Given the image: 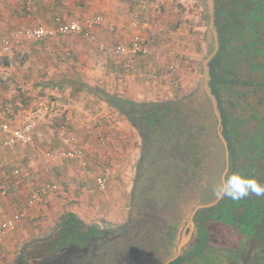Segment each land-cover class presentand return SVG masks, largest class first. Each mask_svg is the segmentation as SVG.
Segmentation results:
<instances>
[{
    "label": "crops",
    "instance_id": "1",
    "mask_svg": "<svg viewBox=\"0 0 264 264\" xmlns=\"http://www.w3.org/2000/svg\"><path fill=\"white\" fill-rule=\"evenodd\" d=\"M180 2L181 8L192 11L193 5L187 7V1ZM153 5L150 0H0V46L16 31L54 27L57 17L72 21L92 16L104 21V26L94 31L95 40L73 35L23 42L0 58V119L15 129L33 125L36 142L34 148L19 145L13 151L0 150V183L9 190V197L0 206V225L17 213H25L18 227L0 241V264H16L27 244L48 239L75 220L102 229L122 226L124 197L119 198L115 215L109 217L110 205L115 204L111 190L95 195L91 191L106 166L119 165L122 156L115 152L117 146L123 153L130 140L127 138L131 133L124 130L121 118L130 121L117 111L116 100L154 101L152 97L155 99L159 91L147 82L153 72L157 76L160 71L148 67L150 54L114 61L99 52V45L111 42L130 47L137 34L144 37L147 45L154 39L158 45L167 41L160 38L166 36L160 32L164 29L172 36L173 26L164 25L166 16L161 11L165 7L174 13L177 7L169 1L162 9ZM196 14L191 12L183 24L189 26V21L196 30ZM154 65L158 67V63ZM80 96L87 99H78ZM98 136H103L106 143L102 144ZM6 139L0 133V142ZM138 146L141 147L137 144V149ZM75 147L86 149L88 171H83L77 161H51L47 157ZM31 162L37 163L31 170L15 174ZM118 178L112 176V188ZM46 184H55L57 189L30 206L32 194Z\"/></svg>",
    "mask_w": 264,
    "mask_h": 264
},
{
    "label": "trees",
    "instance_id": "2",
    "mask_svg": "<svg viewBox=\"0 0 264 264\" xmlns=\"http://www.w3.org/2000/svg\"><path fill=\"white\" fill-rule=\"evenodd\" d=\"M214 2V28L219 49L208 64V88L217 103L222 120L221 134L230 153L229 171L240 172L264 185V0ZM200 14L204 15V12L200 11ZM115 103L119 105L117 111L129 119L147 149L151 150L153 144L150 131L161 132L165 136L171 131L172 136L168 137L171 148L178 145L179 151L186 152L193 151L191 147L201 146L206 147L201 151L212 152L217 165L208 169L209 174H202L208 181L205 186L207 190L201 191L204 196L210 194V197L199 202L216 199L212 189L222 178L226 156L225 147L219 140L217 116L208 96L203 98L192 92L177 101L166 103H135L129 100H116ZM185 104L189 105L186 115L182 109ZM194 117L196 120L198 117L204 118L201 126L197 123L195 125ZM160 125H165L166 129L161 130ZM197 137L203 138L202 143L196 141ZM158 145L164 147L161 143ZM167 148L165 146L163 151H169ZM146 154L149 152H143L142 157L145 158ZM147 159L150 160V157L147 156ZM140 169L139 166L138 182L132 194L134 209L131 210V220L126 226L128 232L124 244L119 240L122 236L120 227H88L75 220L50 238L27 244L16 264H156L167 259L174 252L169 244L156 245V241H146L139 250L138 236L132 231V225L150 227L157 223L153 217L156 215L157 200L147 195L148 200L143 202L140 197V194L153 191L156 182L151 179L150 187L146 191V187L140 185L145 178ZM185 172L188 175L192 173H182ZM193 174L195 178L196 172ZM164 178H168L167 175ZM169 178L172 175L169 174ZM176 189L179 188H173ZM175 203L183 204V201L176 200ZM182 215V212H177L169 220L164 214L163 223L159 225L160 230L165 231L171 225H176L177 219ZM195 222L199 234L197 250H184L180 258L171 264L191 263L193 258L205 255L208 251L231 254L227 259L229 264L233 259L235 264H264V197L249 196L240 201L225 198L215 207L201 211ZM224 234L230 235L234 241L229 239L225 242ZM238 244L245 247L243 259L233 257L234 247Z\"/></svg>",
    "mask_w": 264,
    "mask_h": 264
},
{
    "label": "rangeland",
    "instance_id": "3",
    "mask_svg": "<svg viewBox=\"0 0 264 264\" xmlns=\"http://www.w3.org/2000/svg\"><path fill=\"white\" fill-rule=\"evenodd\" d=\"M150 1L153 2L154 4L153 6L155 7L159 5L160 9H162L163 5L167 4V2L169 1V4L177 7V12L169 13L165 10V7L163 11L164 13L161 11V13L165 14L166 16V20H165L166 23L164 24L163 22V24L164 25H166L167 23L168 25L172 24L173 27H170V32H172L173 34L172 36H170L171 34L167 30L162 29L160 33L166 36L164 38L160 36V38L167 39L168 42L166 40L165 41L163 40L162 42L160 41L158 45V43H156L155 42L156 40L154 39L152 40L150 45H148L149 52H150L149 56H151L148 58V62H149L148 67L152 68L154 66V69H156L157 71L159 70L160 74L157 76L155 72H153L152 75L149 74L150 76H149V80L147 84L149 83L150 85H155L154 87L155 88L157 87L159 91L155 99L154 97H152L154 100L152 102L166 103L170 101H177L178 98L180 99L192 93L198 87L201 81V78L203 75L204 63L208 55V47H207L208 16H207L205 9L203 8V6L198 0H185L187 1L185 2L187 7H191L193 5V8L191 9L192 11H188L184 7L181 8L180 6H182L181 4L183 3V2H180L181 0L180 1L179 0H150ZM195 5L200 6V8H197V6ZM194 8L198 9V11H193V10H196ZM200 11H203L205 16L200 14ZM191 12H193V14H195L196 16H197L196 12H198L199 27L197 25L196 30L195 28L192 29L190 27V22L188 20L187 21H188L189 26L187 24L186 25L183 24V22L186 21L185 17L188 16ZM159 15L161 16V14ZM88 18H93V17L91 16ZM83 19H86V17L78 18L77 20H72V21H81ZM72 21H68V22H72ZM54 27L48 26L47 28L53 29ZM32 28H35V27H32ZM114 32H115L114 29L110 31L111 34H113ZM108 43L110 44L111 42H106L103 44H108ZM16 45L19 46L20 44H16ZM121 45L125 46V44H120V43H117L116 46H121ZM99 52L103 56L108 57L107 55H104L103 51L100 50V45H99ZM166 56L167 58H165ZM156 57H158L160 60H163V61L160 62ZM122 59H113V60L119 61ZM157 63H158V67L154 65ZM169 67H172V68L168 69ZM84 98L87 99V97H84ZM84 98L80 96V98L78 99L85 100ZM145 103H148V102H145ZM182 109L184 110V112L186 110L188 111L189 105L188 104L183 105ZM201 109L205 111L204 107H202ZM96 112L98 113L99 111H96ZM104 114H101V115H104ZM186 114L187 112H185V115ZM119 115L121 114L119 113ZM119 115L117 116L121 118V116ZM193 116L196 117V115H193ZM195 117L193 118V122L195 123V125L197 123L201 126L202 121H204V118H203L204 116L202 117L203 120L200 117H198V120H196ZM104 120H105V117H104ZM119 120L120 119H118L117 121ZM121 120L125 124L124 130L128 131V133H131V136H128L127 138L130 140L125 146V149L127 150L122 151L123 153H121V151L119 150L120 146H117V143L115 144L118 150V151L116 150L115 152H119V155L122 157H119L120 158L118 159L119 165L117 167H116V163H114L115 164L113 165L114 167L110 166V168L112 170V176L114 175V178L118 176L119 178L116 180L113 188L111 187L112 181L110 179L107 189L100 191L95 186V187H92L91 194L93 193L95 195L96 193L98 194L99 192L100 193L104 192V194H106L111 190L110 195L112 194L113 199L115 198L114 200L115 204L110 205L111 206L110 212L107 213L109 217L115 215L116 208H117V202H119L120 197H124V199L126 200V206L124 207V210H125L124 217L125 218L123 220L122 226L126 223H129V218L131 216L130 213L133 207L132 194H133V191H135L136 189L135 186L138 182L137 175L139 173L138 170L140 166L141 167L140 170L144 172L143 176L145 177L144 180L142 179V182L140 183V185L144 188L146 187L147 189L145 188V190L148 191V188L150 187V184H151L150 180L152 179L153 181L156 182V186L154 187L155 189L152 188L153 191L149 190L150 193L145 192L143 194H140V197L142 198L143 202H146L148 200L147 199L148 196H152L153 198L157 200L156 205H155L156 215H153V217L155 219L157 218L160 219V217H162L165 214L166 218L168 217V219L170 220L171 218L174 217V215L177 212L178 213L182 212L183 215L182 217H180V219H177L176 225L174 227L173 225H171V227H173L172 230L168 231L170 234L169 235L170 238L168 237L167 239H169L170 242L164 239V234L162 230H160L161 226H159L160 223H163V222H158L159 221L158 219H157L158 221H156L157 223L153 224L150 227L147 225L145 226L144 225L142 226L132 225V231L134 232V234L138 236L137 238L139 241L143 240L142 238H144V239H147L148 241H153V242L156 241L155 244L160 245L161 242L165 240L168 242L167 244H169V247H171L174 250V252H176L178 245L182 241L183 234L185 232H189V227H188L189 220L187 217H189V214L191 215V212L200 204L199 202L200 200H204L205 198L210 197V194H207L204 196V193H203L205 190H207L205 186L208 181V180L206 181V178H204V175L209 174L208 169H212L211 167L217 165V162H214L215 156L212 152L210 153V151H201L203 149H206V147H201V146L200 148L191 147L193 151H186V152L179 151L178 145L175 148H171L168 143V137L172 136L171 131L166 133L167 136L162 135L161 132L152 133L150 131L151 135L153 136V138L150 137L153 144L151 143L152 144L151 150L147 149L142 137H140L137 130L134 127H132V125H130L131 123L128 122V120L124 117L121 118ZM164 126L165 125H160L159 128L161 130H164V128L166 127ZM116 127H118V125ZM119 136H118V139H119ZM97 139L99 140V137ZM219 140H220V137H219ZM196 141H198V143H202L203 138L200 139L199 137H197ZM158 143L163 144L164 147L161 148L160 145H158ZM137 144L141 146V147L138 146L139 147L138 149L136 147ZM207 145L209 146V144ZM127 146L129 149L127 148ZM165 146H168L169 149L168 148L167 149L169 151H163ZM147 151L149 152V154H146V155L150 157V160L147 159L146 155L144 156L145 158L142 157V153L147 152ZM86 154L88 155L87 151H86ZM178 164L179 166H177ZM90 167L92 166L90 165ZM225 168H226V164H225ZM81 169L83 171H86L85 168L82 166H81ZM122 169H124V172L122 171ZM205 170H206V173H205ZM183 171H190L192 173L188 175L186 172L182 173ZM203 171L204 173H200ZM195 172L197 175L195 174L196 177L194 178L193 173ZM172 173L175 174L174 178H173ZM123 174H125V178H123ZM169 174L172 175L173 179L169 178ZM86 175L85 177H87ZM166 175L169 179L164 178ZM178 176H180L179 179H178ZM162 179L164 180V182H162ZM172 184H174V187H177L180 190L179 189L173 190L174 187ZM90 190L91 189H89L88 191ZM173 191H175L177 194L173 193ZM120 193H122L123 196L122 195L119 196ZM181 195L183 196L182 197L183 199L181 198ZM7 197L0 200V206L2 205L3 201ZM178 198H181V199H178ZM176 200L177 201L182 200L183 204L176 205L175 203ZM178 207L180 211H178ZM144 211L147 212L146 210ZM120 218L121 217H119V219L117 218L118 219L117 222L120 221ZM224 236L225 238L223 239L225 242L227 240L229 241V239H232L234 241V239L230 237V235L224 234ZM198 243H199V234H198V230L196 226L195 230L193 231V236L191 238V241L189 245L186 247V249L184 250L188 252H194L197 250L196 248H197ZM234 248H235V253L233 257H236L237 259L238 257H241L243 259L244 257L243 252L245 250V247H243V244L241 245L238 244V246H235ZM237 252L239 253L237 254ZM230 255L229 254L225 255L223 251H216V252L208 251L207 253H205V255L203 254L199 255L196 258H193L191 263L189 262L186 264H229V260L227 259H229ZM234 262H236L234 259L231 260V264H235Z\"/></svg>",
    "mask_w": 264,
    "mask_h": 264
},
{
    "label": "built area",
    "instance_id": "4",
    "mask_svg": "<svg viewBox=\"0 0 264 264\" xmlns=\"http://www.w3.org/2000/svg\"><path fill=\"white\" fill-rule=\"evenodd\" d=\"M29 4L28 11H30L31 6L30 2ZM102 26H104V21L101 17L86 18L81 21L72 22H68L63 20L61 17H57L55 20V27L53 29L39 26L14 32L10 37L6 38L0 46V58L9 53L13 46L23 42H39L48 38L71 35H83L89 39L95 40L94 31ZM100 50L113 59H124L135 55H142L145 57L150 54L148 45L143 41V38L140 35H136L134 37L133 43L130 47L103 44L100 45ZM0 133L7 136L6 140L0 142V150L7 149L13 151L19 145L31 146L33 148L36 145L33 125H26L23 128L15 129L10 124L5 123L0 119ZM98 137L102 144L106 143L103 136ZM47 157L51 161H57L59 158L77 161L82 167L87 169V171L89 169L86 149L82 147L69 149L60 155L48 154ZM36 164V162H31L23 169H18L15 174L19 175L24 171H29ZM111 177L112 170L109 166H106L102 173L96 177V188L100 191L107 189ZM56 189L57 185L55 184H46L42 186L32 194L29 199V205H35L43 197L54 192ZM8 194V187L0 183V200L7 197ZM24 216V213H17L4 221L0 227V240L5 233L14 231L23 220Z\"/></svg>",
    "mask_w": 264,
    "mask_h": 264
},
{
    "label": "water",
    "instance_id": "5",
    "mask_svg": "<svg viewBox=\"0 0 264 264\" xmlns=\"http://www.w3.org/2000/svg\"><path fill=\"white\" fill-rule=\"evenodd\" d=\"M201 5L203 6V8L205 9L207 16H208V37H207V47H208V55L207 58L205 60L204 63V68H203V75L201 78V81L198 85V87L193 91L194 94H197L199 96H202L203 98H206L208 96V98L211 99V103H212V107L214 110V113L217 116V120H218V126H219V137L220 140L222 141L224 147H225V156H226V168L223 170L222 172V177L226 176L229 172V160H230V153H229V149H228V145L227 142L225 141V139L222 136V131H223V127H222V120L221 117L219 115L218 109H217V103L215 101V99L211 96V93L209 91L208 88V81H209V68H208V64L209 61L216 55L218 49H219V43H218V37H217V33L215 31L214 28V6H215V2L214 0H198ZM221 200H217L215 199L214 201H208V202H201L192 212L191 215L189 214L188 220H189V232H185L183 234V238L182 241L180 242V244L178 245V248L176 250V252H173L172 255H170L167 259L157 262L156 264H171L173 262H175L176 260H178V258H180V256L182 255L184 249H186V247L189 245L191 238L193 236V231L196 228V222H195V218L197 217V215L204 210H208L210 208L215 207ZM132 209H134V206L132 207ZM129 220H131V217L129 218Z\"/></svg>",
    "mask_w": 264,
    "mask_h": 264
},
{
    "label": "clouds",
    "instance_id": "6",
    "mask_svg": "<svg viewBox=\"0 0 264 264\" xmlns=\"http://www.w3.org/2000/svg\"><path fill=\"white\" fill-rule=\"evenodd\" d=\"M212 191L217 200L228 198L232 201H240L249 196L264 197V185L236 171H229Z\"/></svg>",
    "mask_w": 264,
    "mask_h": 264
},
{
    "label": "flooded vegetation",
    "instance_id": "7",
    "mask_svg": "<svg viewBox=\"0 0 264 264\" xmlns=\"http://www.w3.org/2000/svg\"><path fill=\"white\" fill-rule=\"evenodd\" d=\"M157 219H158V218H157ZM157 219H156V220H157ZM158 220H159V221H158ZM158 220H157L158 222H162V217H160V219H158ZM127 225H128V223L124 224V225L121 226L120 229H119V232H120V234L122 235L121 238H120L119 240H120V242L123 243V244H124V241L126 242V240H127V237H126V234H127V232H128V229L126 228ZM174 226H175V224L173 225V227H174ZM173 227L170 226V228H168V229L165 230V231L162 229V232H163V234H164V239L167 240L168 242H170V240L167 239L168 237L170 238V236H169L170 234H169L168 231H169V230L171 231ZM110 232H112V231H110ZM100 239H102V238H100ZM142 239H143V240H140V241L137 240V242H138L139 245H140L139 250L142 248V245H141V244H145V242L148 241L147 239H144V238H142ZM165 240H164L163 242H161L160 245H162V244H167L168 242L165 241ZM141 252L143 253L144 250H142ZM114 254H117V253H114ZM105 263H106V262H104V263H103V262H99V264H105ZM92 264H94V263L92 262ZM106 264H109V262H107Z\"/></svg>",
    "mask_w": 264,
    "mask_h": 264
}]
</instances>
